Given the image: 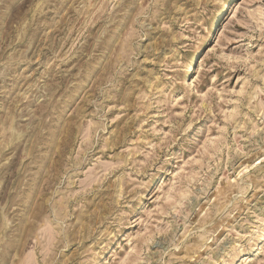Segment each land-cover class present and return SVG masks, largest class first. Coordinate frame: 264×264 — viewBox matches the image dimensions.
I'll return each mask as SVG.
<instances>
[{"label":"rangeland","instance_id":"rangeland-1","mask_svg":"<svg viewBox=\"0 0 264 264\" xmlns=\"http://www.w3.org/2000/svg\"><path fill=\"white\" fill-rule=\"evenodd\" d=\"M0 264H264V0H0Z\"/></svg>","mask_w":264,"mask_h":264}]
</instances>
